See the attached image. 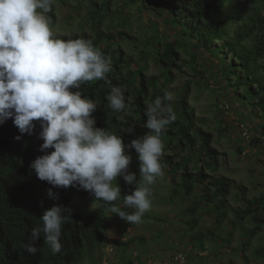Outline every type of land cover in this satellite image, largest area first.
Returning <instances> with one entry per match:
<instances>
[{
    "label": "trees",
    "instance_id": "obj_1",
    "mask_svg": "<svg viewBox=\"0 0 264 264\" xmlns=\"http://www.w3.org/2000/svg\"><path fill=\"white\" fill-rule=\"evenodd\" d=\"M133 1L126 0L124 5L127 6ZM149 1L144 7L148 9L151 7L159 18L172 22L174 30L177 29L183 39L162 43L161 38L155 33L146 41L148 45H145L142 39L131 37L128 32L112 33V29L117 27L112 23L104 30L102 23L107 18L104 12L109 8L110 0H104L101 6L92 0L87 16L79 25L82 27L90 22L91 32L82 31L71 37L63 35L65 38L75 39L82 36L92 39L94 45L111 58V70L107 74V81L97 80L81 85L83 95L97 102L98 107L92 113L96 126L120 135L125 144H130L132 139L149 132V129L144 127L147 120L146 102L163 97L166 88L174 81L171 70L180 58L179 48H182L195 53L200 52V56L205 60L200 58L199 61L207 63L213 61L211 68L207 67L208 70L203 72H209L211 69L214 79L220 76L226 82L223 87L225 93L235 88L237 110L244 108L252 117L257 118L259 124L255 132L258 135L255 140L264 144V0ZM123 16L122 22L125 26L131 15L124 13ZM48 17L52 24L55 20L53 6ZM119 41H130L136 50L137 58L124 55ZM191 55L195 61V55ZM149 56L161 67L157 75H147ZM138 63L144 65L139 66ZM112 86L126 89L127 110L115 112L108 106L107 95ZM189 86L190 84L186 83L178 94V100L172 103L176 120L162 133V140L164 149L171 147L173 155L166 156L161 163L174 167L171 182L178 185L177 190L181 183L175 180V173L180 169L183 171L180 179L183 183H188L181 189H184L187 195L193 193V184L197 178V182L203 184L199 192L197 191L199 196L203 194L202 199L213 202L219 198L213 203L226 204V197L233 182L204 171L205 164L213 160L217 163V155L209 146L211 134L195 126L194 110L187 106ZM203 122L207 123L206 120ZM34 123L33 134H23L19 141L14 139L20 133L12 118L0 124V264H104L101 261V252L109 244L105 231L110 220L106 210L113 206L110 202L96 200L91 192L82 188H55L37 178L30 164L44 153L40 151L43 140L39 138V133L42 129L38 121ZM129 128L132 131H129ZM198 138L201 142L199 145L201 159L197 161L198 166L192 167L196 171L199 167L198 171L194 174L189 172L188 166L192 161L190 156L181 158L186 162L180 159L171 165L173 158L179 157L183 151L195 150ZM250 144L253 145V139L250 140ZM177 146L179 149L175 151ZM126 152H130L132 156L129 171L135 172L137 180L140 181L142 177L137 153L134 148L126 149ZM121 179L123 180V177ZM50 188L59 194L58 200L49 196ZM239 190L242 195L240 199L246 206L242 211L243 216L255 214L254 219L260 224L250 233L253 237L264 225V196L247 198L246 188L240 186ZM81 196L98 202L101 208L98 211L84 209L77 201ZM54 204L72 209L71 216L62 226L61 251L53 254L41 237L38 241L39 251L36 254L25 252L23 244L27 241L31 229L37 225L42 226V215ZM119 244L123 246L122 251L119 252L116 261L107 264H145L138 256L130 255L125 249L127 244L122 242ZM200 248L204 250L205 245L202 244ZM255 254L264 256V248H258Z\"/></svg>",
    "mask_w": 264,
    "mask_h": 264
},
{
    "label": "clouds",
    "instance_id": "obj_2",
    "mask_svg": "<svg viewBox=\"0 0 264 264\" xmlns=\"http://www.w3.org/2000/svg\"><path fill=\"white\" fill-rule=\"evenodd\" d=\"M54 3L0 0V124L12 118L20 133L14 139L19 141L23 134H33L34 121L40 123V151L44 154L30 167L39 180L55 188L78 187L91 192L96 200L117 202L121 187L113 181L122 176L127 185L134 186L130 194L123 195V208L132 211L116 206L111 211L131 224L139 223L152 206V185L164 175L162 133L176 120L173 93L165 91L163 97L146 102L144 127L149 132L130 144L97 127L92 116L97 102L83 95L81 85L107 81L111 58L92 39L59 35L47 16ZM125 91L112 86L107 95L108 106L115 112L127 110ZM128 148L137 153L140 181L129 171L132 156L126 152ZM48 194L59 199L51 188ZM71 212L59 204L48 208L41 217L42 226L33 227L24 242L25 252L36 254L42 237L53 254L59 253L62 226Z\"/></svg>",
    "mask_w": 264,
    "mask_h": 264
},
{
    "label": "rangeland",
    "instance_id": "obj_3",
    "mask_svg": "<svg viewBox=\"0 0 264 264\" xmlns=\"http://www.w3.org/2000/svg\"><path fill=\"white\" fill-rule=\"evenodd\" d=\"M94 1L101 6L104 0ZM125 2L126 0H110L109 8L104 12L107 15L102 23L104 30L112 23L117 26L112 29V33L128 32L131 37L142 39L145 45H148L146 41L155 33L162 43L183 39L180 32L174 30L172 22L159 18L151 7H144L146 3L149 4V0H134L127 6L124 5ZM91 4L92 0H55V20L50 25L61 36L71 37L78 32H91L90 22L79 26L87 16ZM124 13L131 15L125 26L122 22ZM119 43L124 55L137 58L136 50L130 41ZM179 54L180 58L171 70L174 81L166 91L173 93L174 104L183 86L190 84L187 106L194 110L195 126L211 134L209 146L217 155V163L213 160L205 164L204 171L233 182L226 197V204H214L219 198L214 200V203L202 199L203 194L199 196L198 192L203 184L197 182V178L193 184V193L187 195L185 190L181 189L188 183H183L180 179L183 172L180 169L175 173V180L181 183L177 190L178 185L171 182L174 167L162 164L164 175L158 177L152 185V206L143 215L141 222L131 224L117 213H112L111 208L106 210V215L110 218L105 231L109 244L102 249L101 261L104 264L116 261L123 249L119 244L122 242L127 244L125 249L131 256H138L145 264H264V256L255 254L258 248H264V225L260 232L251 237L252 230L260 224L254 219L255 214L243 216L242 211L246 206L240 199L242 195L239 190L240 186L246 188L247 198L264 196V144L255 140L258 135L255 129L259 122L246 109L237 110L235 88L225 93L223 87L226 82L220 76L214 79L211 69L209 72H203L208 70L207 67L211 68L213 61H199L200 58H205L200 56V52L195 53L190 49L188 51L179 48ZM191 54L195 55V61L192 60ZM147 68V75H157L161 69L151 56L147 58ZM241 124H245L251 131L253 145L249 143L250 140L243 138ZM199 145L201 142L198 138L195 150L183 151L179 157L173 158L171 165L179 162L183 156H190L192 161L188 170L193 174L197 172L199 167L197 171L192 167L199 165ZM178 149L179 146L174 150ZM172 155L171 147L164 149L162 161L166 156ZM181 161L186 162L184 159ZM121 178L122 176H118L117 180L113 181L114 185L119 184L121 187V199L110 203H114L112 206L123 208V195L130 194L134 187L127 185ZM77 201L88 211H98L101 208L98 202L87 196L78 197ZM123 210L132 211L127 208ZM202 244L205 245L204 250L200 248ZM180 252L185 256L183 263L173 260V256Z\"/></svg>",
    "mask_w": 264,
    "mask_h": 264
},
{
    "label": "built area",
    "instance_id": "obj_4",
    "mask_svg": "<svg viewBox=\"0 0 264 264\" xmlns=\"http://www.w3.org/2000/svg\"><path fill=\"white\" fill-rule=\"evenodd\" d=\"M240 129H241L243 138L246 139L247 141L251 140V134H250L251 131L249 130V128L245 124H241ZM173 260L178 263H183L185 261V256L183 253L180 252L173 256Z\"/></svg>",
    "mask_w": 264,
    "mask_h": 264
}]
</instances>
